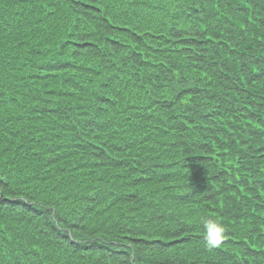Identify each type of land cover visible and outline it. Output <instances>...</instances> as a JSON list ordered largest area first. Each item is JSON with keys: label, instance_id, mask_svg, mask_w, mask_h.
<instances>
[{"label": "trees", "instance_id": "16d2710c", "mask_svg": "<svg viewBox=\"0 0 264 264\" xmlns=\"http://www.w3.org/2000/svg\"><path fill=\"white\" fill-rule=\"evenodd\" d=\"M0 264H264V0H0Z\"/></svg>", "mask_w": 264, "mask_h": 264}, {"label": "clouds", "instance_id": "9594fccd", "mask_svg": "<svg viewBox=\"0 0 264 264\" xmlns=\"http://www.w3.org/2000/svg\"><path fill=\"white\" fill-rule=\"evenodd\" d=\"M199 226L203 232V238L208 248H218L225 239V225L215 218H201Z\"/></svg>", "mask_w": 264, "mask_h": 264}]
</instances>
